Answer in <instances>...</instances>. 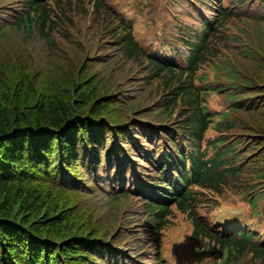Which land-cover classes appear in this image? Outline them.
<instances>
[{
  "label": "trees",
  "instance_id": "1",
  "mask_svg": "<svg viewBox=\"0 0 264 264\" xmlns=\"http://www.w3.org/2000/svg\"><path fill=\"white\" fill-rule=\"evenodd\" d=\"M19 1H22L20 7L18 4L13 6L14 14L9 18L2 17L0 21L1 45L15 39L28 49L41 44L45 51L53 52L60 47L62 37L71 39L69 23L73 17L91 9L94 21L99 28L100 25L104 28H98V37L112 32L116 40L113 43L116 51L99 54V57L112 62L117 56L112 55L121 53L127 60L147 59L152 75L165 81L167 92L159 108L165 111L162 113L173 114L180 103L184 130L179 132L182 135L179 138L168 124H150L151 120L142 117L125 123V120L119 121L115 129L108 127L100 118L105 117L106 112L111 114L116 102L122 104L124 100L114 101L112 92L109 96L100 94L106 82L102 76H97L98 71L90 73L81 69L79 76L75 72L73 77H62L55 73V65L46 63L44 74L39 69L34 70L28 54L24 56L15 51L0 57V264H50V261L51 264H66L56 238L48 240L40 226L65 237L69 233L78 236L72 232L82 230L78 226L72 228L75 216L60 209L64 199L62 192L71 194L65 183L66 179H72L71 163L79 161L85 175L91 174L90 179L107 192L122 191L119 196L137 194L130 185L140 183L134 181L140 178L128 176L129 153L132 152L137 153L140 161H146L144 164L138 162V165L151 167L141 174L154 177L151 187L154 192L166 193L162 201L155 194H137L143 200L147 215L143 221L149 239L143 261L155 258V264H166L160 254L162 231L172 221L175 204L182 212H188L194 227L191 238L202 247H209L211 252L222 255L224 264H235L240 254H245L244 258L248 259L244 260L250 264H257V261L264 264V247L250 239L221 236L198 210L202 202L209 206L213 203V198L200 188L223 195V187L232 180L247 185L244 191L254 203L264 196V189L262 193H249L252 186L241 179L245 168L238 162V156L242 155L238 147L242 143L254 144L252 141L258 137L246 141L226 135L236 126L235 118H229L230 111L240 104L247 109L259 104L256 108L261 109L264 103L258 99L263 95L264 86L255 82V76L251 78L246 64L237 57L242 54L247 60H259L264 68V27L260 26L264 24V0H209L214 19L210 23L202 20L199 30L180 19L189 16L193 7L191 0H182L186 12L178 15L179 18L175 13L171 14L175 21L184 23V39L191 47L188 67L184 69L176 67L171 55L144 51L134 32L136 21L132 15L108 0H10ZM56 1L59 9L55 6ZM73 7L75 12L71 11ZM67 10L68 21L62 22L58 16L64 17ZM242 18L248 20L243 22ZM249 21H254V25H249ZM243 33L247 34L245 39H242ZM192 35L193 40L189 39ZM224 48L230 49L232 59L223 54ZM210 63L223 69L229 80L227 86L219 88L225 90L227 87V96L234 102L225 113L209 110L205 104L208 86L198 82L205 78L201 74H206L204 70ZM80 82H87V85L79 87ZM219 85L209 88L219 91ZM249 94L257 96H250L252 101L249 103L240 100L247 99ZM214 115L220 116V120L213 123L220 134L204 146ZM120 132L123 136L119 137ZM110 140L111 149L108 150L107 141ZM254 148L255 145L249 149L255 151ZM257 159H260L259 155L255 156L254 165ZM188 160L191 163L187 167L185 162ZM180 164L184 175L177 171ZM251 172H258L263 177L262 184L255 185V192L258 186L264 187V169L254 166ZM172 173L178 174L179 180L174 179ZM69 242V246L86 249L81 240L70 239ZM91 250L97 258L114 264H125L124 260L135 264L133 257L142 253L135 247H128L126 254L109 248L107 252L113 261L108 260L103 251ZM143 261V264L148 263Z\"/></svg>",
  "mask_w": 264,
  "mask_h": 264
},
{
  "label": "rangeland",
  "instance_id": "2",
  "mask_svg": "<svg viewBox=\"0 0 264 264\" xmlns=\"http://www.w3.org/2000/svg\"><path fill=\"white\" fill-rule=\"evenodd\" d=\"M182 0H108L114 6L125 7L126 10L132 14L135 23V35L140 41H147L152 39L154 36H158L159 32L162 31L165 24H168V33L174 32V35L179 34V26L175 23L173 15L175 13L176 17L186 12V8L180 2ZM235 1V0H225ZM22 1L10 2V0H0V21L3 20L2 17L9 18L14 14L15 5L18 4L20 7ZM237 2V0H236ZM56 1L55 6L59 9ZM61 4L64 6L63 1ZM66 8V5H65ZM71 9V8H70ZM73 12L76 9L73 7ZM54 14V13H53ZM56 14V12H55ZM69 11L64 13V17L61 18L62 22H67ZM181 20L191 23L194 19L191 16H182ZM94 16L91 9L87 13H80L73 17L72 21L69 23V32L71 33V39L67 37H62L59 40L60 47L53 51H45V47L41 44L27 48L24 43L17 40H10L4 42L2 45L0 43V57L5 54L18 51L22 55L30 56V62L34 65V70L39 69L40 73L45 72V67L47 64L55 65V73L61 75L62 77L74 76L76 72L78 76L81 69L88 70V72L98 71L97 76H102L103 80L106 82V87H104L100 94H105L104 96H109L110 92L114 94V101L123 99L122 104L114 105L113 111L106 112L105 117L100 118V121L107 124L108 127L117 126L119 121L126 122V120L147 118L151 120L150 124H157V122H162L163 124H168L172 131L178 133V131L184 130L182 125V120L180 119L181 105H177L173 114L162 113V108H159L162 104L163 97L167 92L165 86V81H162L160 77H154L150 72V63L147 59L143 60H127L125 56L121 53H114L112 56L116 58L112 62H106L99 57V54H104L106 52L113 53L116 51L115 45H113L115 36L110 33H104L98 37L99 25L94 21ZM248 20L242 18L241 21ZM244 22V21H243ZM183 24L181 22H178ZM249 25H254V21H249ZM264 27L263 25H260ZM99 29H104L100 25ZM234 31H237L234 28ZM253 32V28L250 27V33ZM247 34H242V39H245ZM257 49V45H255ZM47 48V45H46ZM118 48V47H117ZM185 50L183 43L179 42L176 44V54L183 53L180 49ZM44 49V50H43ZM8 50V51H7ZM119 50V49H118ZM52 51V50H51ZM229 48H224L223 54L227 58L232 59L233 56L229 53ZM238 59L246 64L247 73L250 74L251 78L255 76L256 81L260 82L259 85L264 86V68L259 64V60L246 59L242 54L237 55ZM50 60V61H49ZM18 65L20 62H17ZM47 63V64H46ZM215 65V64H214ZM210 63L204 72L206 74H201L205 76L203 80L198 81L206 88L208 93H206L205 104L212 111H222L227 110L229 105L232 103L227 92L229 89L226 87L225 90L219 89L221 85L227 86L229 80L227 79L224 70L217 68ZM26 66V65H25ZM43 72V74H44ZM201 73L202 70L200 71ZM219 80L218 83L215 81ZM220 84L217 90H210L209 86H215ZM87 82H80L79 87L86 86ZM264 90V89H263ZM263 94V95H262ZM258 99L264 101V91L261 93ZM121 96V97H119ZM250 96L256 97L257 95L249 94L244 102L249 103ZM252 101V100H250ZM259 105V104H258ZM251 106V109L245 108L243 105H239L238 108L233 109L229 112V118H235L236 126L227 132L229 138H245L246 141L252 139L253 137H258L257 140H253L254 144L248 142L247 144L242 143L237 150H242V155L238 156V162L243 164L245 171L242 173L241 179H244L245 183L248 182V186H252L251 193H253L256 184H262L263 177L259 175L258 172L252 173L251 170L254 166L259 169H264V103L261 105V109ZM220 119L219 116L213 117L212 127L208 129L206 133L205 140L208 142L219 135V132L213 126L215 121ZM133 120V121H134ZM121 124V123H120ZM133 126V125H131ZM152 127V126H151ZM137 128V127H134ZM121 132L119 133L120 137ZM123 136V135H122ZM118 136L116 137V139ZM108 142V150L111 149L110 141ZM255 145V151L250 150L252 146ZM135 152V151H134ZM133 158L144 164L146 162L140 161L137 153H131ZM259 155L260 159L256 162L255 156ZM79 161H77L78 163ZM76 162L73 164L72 179H66L67 183L66 189L71 192V194H62L64 199L61 201L60 209H64L66 214H71L75 216V224L72 228L78 226L82 230L73 231L72 233L78 234V236H72L71 233L68 235H56L57 232H51L49 229H45L42 225L40 228L43 234L48 240L52 237L56 238V242L60 245V254L63 257L66 264H114L109 261H102V259L97 258L91 249H99L103 251L108 260V250L113 249L120 252L123 248L135 247V249L140 248L139 251H144L148 248L146 241L148 238V231L144 225L143 219L147 218L146 212L143 208V200L138 197L137 194H128L119 196L121 192H107L104 187L100 184H96V181L91 180V174L87 173L85 175V169L81 167V164ZM146 165V164H145ZM148 165V164H147ZM127 168L128 163L126 164ZM148 170L149 168L143 167L141 165L134 164L132 169L137 173H140V169ZM130 171V170H129ZM78 172V175H76ZM84 173V174H83ZM129 173V172H128ZM131 173V172H130ZM253 175V178L250 177ZM39 178V177H38ZM248 180V181H247ZM102 181V180H101ZM92 183L93 185H89ZM246 184L243 185L242 181L234 182L230 181L226 186H224L222 193L223 195H217L216 203L212 206L215 208L210 211L211 215L215 212L224 213L231 208L237 207V199L242 200V194L246 192ZM258 186V185H257ZM145 188H148L145 187ZM259 187L255 192H262ZM65 190L64 192H67ZM218 194L215 191H207V194ZM235 195H239L238 198ZM246 201V200H245ZM264 201L263 199L260 200ZM242 202V201H241ZM247 203V202H244ZM203 207L200 208L202 213H207L209 205L205 202L201 204ZM69 215V217L71 216ZM68 217V218H69ZM37 228V227H36ZM193 225L191 219L186 213L176 209L174 215L172 216V221L167 225L162 231V240L160 252L161 258L166 264H223V256L218 252H211L209 247H202L201 244L196 240L191 238L193 232ZM74 234V235H75ZM71 240H81L83 246L86 249L74 248L69 246ZM44 240V241H48ZM140 242V243H138ZM143 247L141 248V245ZM99 247V248H98ZM47 254V251L45 252ZM100 255V254H99ZM245 255V254H244ZM243 254H240L239 260L235 261V264H250L247 262L248 258H244ZM139 256V255H138ZM100 257H103L100 255ZM121 258V257H120ZM113 259L114 258H110ZM122 260V259H121ZM155 261V259H152ZM257 264H262L256 262ZM51 264V261H50ZM54 264H59L54 262Z\"/></svg>",
  "mask_w": 264,
  "mask_h": 264
},
{
  "label": "clouds",
  "instance_id": "3",
  "mask_svg": "<svg viewBox=\"0 0 264 264\" xmlns=\"http://www.w3.org/2000/svg\"><path fill=\"white\" fill-rule=\"evenodd\" d=\"M193 7L191 8L190 15L192 18L190 27H194L195 30H199L201 27V21H206L207 23H210L213 17V7L210 4L209 0H191ZM182 4V1L180 2ZM129 15H132L129 13ZM132 17V16H131ZM196 20V21H195ZM178 22L183 23L182 21L178 20L176 21V25L179 26V34L174 35V32H169L168 33V24L164 25V28L162 29L161 32H159L158 36H154L152 39H149L147 41H141L142 46L144 51L147 53H165L168 55H171L175 58V64L178 65V62L181 61L184 65L185 68L188 67V56L191 54V47L185 42L184 39V23L180 24ZM189 39L193 40L195 39L194 35H192ZM179 42L183 43L185 50L180 49L181 52L180 54H176V44ZM176 67L180 69L178 66ZM209 108V107H208ZM230 109L227 110H222V111H212L211 112H216L217 114L225 113ZM214 116H219V115H214ZM213 116V117H214ZM220 117V116H219ZM220 120V119H219ZM218 120V121H219ZM208 131V130H207ZM218 131V130H217ZM180 131H178L179 133ZM220 134V131H218ZM207 133V132H206ZM173 134L176 136H179V138L182 136L181 134L177 135L173 131ZM217 137V136H216ZM206 138V136H205ZM212 139V138H210ZM182 141V139H181ZM210 141V140H209ZM208 142L204 139L203 145L207 146ZM187 167L190 165L191 161L188 160L185 162ZM146 164V163H145ZM138 165V164H137ZM146 166V165H145ZM151 169V167H150ZM143 171V169H140V173ZM177 171H179L181 174L184 175V170L182 168V164L177 166ZM131 171H129V174ZM174 179L179 180L178 174L172 173ZM154 177H149V176H144V178H140L139 181L140 183H133L134 188L135 187H141V188H135L134 192L139 195V193H147V194H142L143 196L146 195L148 196L149 194H155L156 198L159 201L164 200V196L166 193H162L160 190L154 192V190L151 188L152 187V181ZM193 180V177L191 178ZM148 188H145L147 187ZM143 188V189H142ZM198 188H200L198 186ZM263 188H261L263 192ZM203 192L207 194V189H201ZM211 191V190H210ZM262 192H254L249 193L251 194H258ZM209 198H213V203L210 204L207 213H202L204 214L205 218L207 219L208 222H210L211 227L219 233L221 236L228 237V238H246L250 239L253 241L256 245L264 247V201H260L261 199L264 200V196H261L260 199L254 203V201L250 198L247 197L246 193L242 194V200L237 199V207L236 208H231L225 211H221L224 213L215 212L214 215H211L210 211H212L215 206L213 207L212 204L214 205L216 201L217 194H208ZM140 196V195H139ZM219 196H221L219 194ZM237 198L239 195H235ZM246 200V201H245ZM242 201V202H241ZM173 202V201H171ZM247 202V203H244ZM203 203V202H202ZM201 203V204H202ZM174 204V203H173ZM200 204V208L203 206ZM175 209H178L175 204L172 206ZM200 208L198 209L200 211ZM179 210V209H178ZM181 211V210H180ZM188 215V212H184ZM190 218V217H189ZM192 223V221H191ZM193 225V224H192ZM127 249L123 248L120 250L121 254H126ZM150 252V251H148ZM139 255V256H138ZM137 256L133 257V262L135 264H139L141 261H143V258L146 256L145 252L142 251V253L138 254ZM155 259V258H152ZM152 259H146V261H143L144 263L148 262L147 264H155V261ZM125 264H130L128 260H124ZM223 261V260H222ZM128 262V263H127ZM141 264H143L141 262ZM224 264V262H223Z\"/></svg>",
  "mask_w": 264,
  "mask_h": 264
}]
</instances>
